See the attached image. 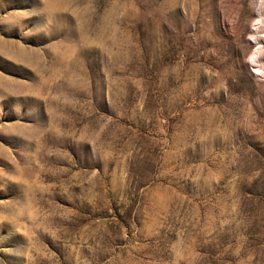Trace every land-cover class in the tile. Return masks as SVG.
Masks as SVG:
<instances>
[{
    "label": "rangeland",
    "instance_id": "1",
    "mask_svg": "<svg viewBox=\"0 0 264 264\" xmlns=\"http://www.w3.org/2000/svg\"><path fill=\"white\" fill-rule=\"evenodd\" d=\"M0 264H264V0H0Z\"/></svg>",
    "mask_w": 264,
    "mask_h": 264
}]
</instances>
